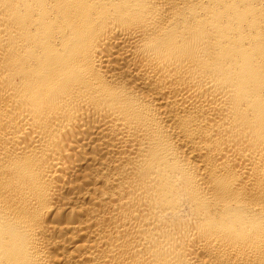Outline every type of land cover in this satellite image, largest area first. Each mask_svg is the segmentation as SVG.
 <instances>
[{"label":"bare ground","instance_id":"1","mask_svg":"<svg viewBox=\"0 0 264 264\" xmlns=\"http://www.w3.org/2000/svg\"><path fill=\"white\" fill-rule=\"evenodd\" d=\"M0 264H264V0H0Z\"/></svg>","mask_w":264,"mask_h":264}]
</instances>
